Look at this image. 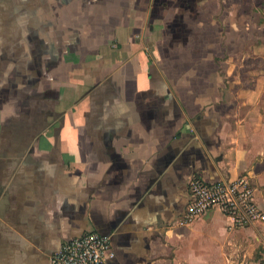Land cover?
Wrapping results in <instances>:
<instances>
[{"label":"crops","instance_id":"obj_1","mask_svg":"<svg viewBox=\"0 0 264 264\" xmlns=\"http://www.w3.org/2000/svg\"><path fill=\"white\" fill-rule=\"evenodd\" d=\"M257 1L0 0V264L89 232L108 264H264V224L184 217L193 177L264 210Z\"/></svg>","mask_w":264,"mask_h":264},{"label":"built area","instance_id":"obj_2","mask_svg":"<svg viewBox=\"0 0 264 264\" xmlns=\"http://www.w3.org/2000/svg\"><path fill=\"white\" fill-rule=\"evenodd\" d=\"M189 189L191 200L184 215L186 222L219 209L232 220L235 228L264 224V210L256 200V189L249 175L217 183L193 177ZM111 256L110 237L89 232L65 242L52 254L50 264H108Z\"/></svg>","mask_w":264,"mask_h":264},{"label":"rangeland","instance_id":"obj_3","mask_svg":"<svg viewBox=\"0 0 264 264\" xmlns=\"http://www.w3.org/2000/svg\"><path fill=\"white\" fill-rule=\"evenodd\" d=\"M257 3H261L262 5H264V0H258ZM248 10H249L250 16L245 15L244 17L248 19V22L251 26V32H253L252 33L253 38L259 42L258 46H263L264 45V27H263L264 26V13L262 10H261L262 13H260L258 11L256 12L254 9V3H252L250 6L248 5ZM248 10H246V13H248ZM260 62L261 61H259V59H257L256 66L260 69H263L264 64L260 65L259 64ZM250 63H251V65L247 64V67H245L246 69H249L248 67H251L252 64L255 63L254 59L251 58ZM257 136H262V137H260V140L262 143L260 145L253 146V148H254V151H256V152L261 151V154L258 156V158L261 159L262 157H264V128L260 129L258 131ZM260 166L261 167L264 166V163H262ZM261 181H262V183H264V178Z\"/></svg>","mask_w":264,"mask_h":264}]
</instances>
